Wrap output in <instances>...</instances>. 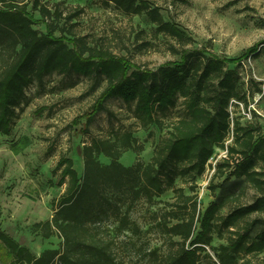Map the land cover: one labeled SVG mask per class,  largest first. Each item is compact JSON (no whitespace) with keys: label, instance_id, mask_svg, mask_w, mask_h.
<instances>
[{"label":"trees","instance_id":"trees-1","mask_svg":"<svg viewBox=\"0 0 264 264\" xmlns=\"http://www.w3.org/2000/svg\"><path fill=\"white\" fill-rule=\"evenodd\" d=\"M31 3L46 26L44 34L33 28L28 5L0 0V134L10 135L30 100L27 89L35 83L42 86L44 77L56 72L83 75L102 87L87 114L88 123L105 112L113 98L134 103L145 128L152 124L163 128L158 113L167 112L178 97L185 113L169 126L148 163L121 162L127 152L139 156L143 151L129 128L85 144L81 176L72 160L63 157L59 185L66 187L52 201V217L31 227L44 240L58 237L60 247L36 255L0 230L12 264H201L214 236L222 237L225 231L232 236L215 250V262L207 255L211 264H245L240 262L242 255L263 253L264 134L258 125L241 126L231 118L229 106L245 97L238 74L227 68L229 61L187 49L190 38L149 0L105 3L130 16L145 15L157 34L178 43L173 50L181 61L156 70L136 67L107 49L90 46L73 32L71 22L81 8L64 16L59 5L52 9L41 0ZM231 130L234 141L227 146ZM218 149L225 155L212 170L214 179L222 182L211 186L218 194L201 212L197 180L209 170ZM101 156L109 163H102ZM178 180L189 182L190 194L177 185ZM250 189L256 191V199L242 204ZM169 192L175 201L157 213L146 230L132 220L130 213L138 203L152 206ZM226 208L230 210L223 216ZM241 223L245 224L239 231ZM151 237H159L161 245L152 246Z\"/></svg>","mask_w":264,"mask_h":264},{"label":"rangeland","instance_id":"rangeland-1","mask_svg":"<svg viewBox=\"0 0 264 264\" xmlns=\"http://www.w3.org/2000/svg\"><path fill=\"white\" fill-rule=\"evenodd\" d=\"M28 5L33 15V28L46 33L41 16L32 10L33 0H16ZM159 7L164 19L178 27L190 38L187 49L204 50L208 56L229 61L227 68L237 73L245 101H233L229 112L234 123L241 126L258 125L264 134V0H149ZM52 9L59 5L64 16L81 8L71 24L77 35L85 38L90 46H97L126 58L142 69L156 70L160 66L180 62V55L173 47L178 43L172 38L157 34L156 26L145 15L130 16L105 0H41ZM253 50H255L253 52ZM104 86V84H103ZM102 87L93 79L76 73H52L44 77L42 86L37 83L27 89L30 100L24 106L10 135L0 134V230L6 232L21 246L34 254L46 248L59 249L61 240L53 237L44 240L31 232L34 223L52 217V201L57 200L66 185H59L60 161L72 160L79 176L83 173L82 148L93 138H106L113 131L131 129L143 146L139 156L133 151L123 155L121 162L132 165L137 159L150 162L155 145L166 135L176 120L184 116L183 99L165 113H158L163 128L155 124L143 127L135 113V104L121 99H110L106 111L98 114L91 123L86 118L97 100ZM234 141L232 130L225 138L230 146ZM223 152L216 150L212 165L198 180L196 194L199 209L203 212L214 200L213 192L222 180L214 179L213 164ZM102 163L109 160L100 157ZM264 170V164L261 165ZM259 168V169H261ZM177 185L190 194L189 182L178 180ZM257 197L248 190L242 204H250ZM175 201L169 192L148 206L141 201L130 213L132 220L145 230L153 218L168 204ZM229 208L223 210L225 216ZM257 216L250 218L253 220ZM245 223L238 225V230ZM232 235L225 231L222 237L214 236L212 249L202 255L201 264L216 261L214 252L226 245ZM151 245H161L159 237H151ZM10 251L0 242V264H12ZM241 263L264 264V252L242 255Z\"/></svg>","mask_w":264,"mask_h":264},{"label":"built area","instance_id":"built-area-1","mask_svg":"<svg viewBox=\"0 0 264 264\" xmlns=\"http://www.w3.org/2000/svg\"><path fill=\"white\" fill-rule=\"evenodd\" d=\"M224 155H225V152H223L222 156H224ZM222 156H221V157H222ZM221 157H220V158H221ZM211 162H212V159H211Z\"/></svg>","mask_w":264,"mask_h":264},{"label":"crops","instance_id":"crops-1","mask_svg":"<svg viewBox=\"0 0 264 264\" xmlns=\"http://www.w3.org/2000/svg\"><path fill=\"white\" fill-rule=\"evenodd\" d=\"M46 249H50V248H46ZM42 251H44V250H42ZM40 253H41V252H40ZM40 253H39V254H40ZM39 254H37V255H39Z\"/></svg>","mask_w":264,"mask_h":264}]
</instances>
